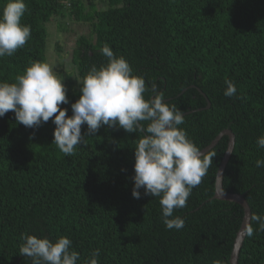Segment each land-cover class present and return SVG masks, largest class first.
<instances>
[{
	"label": "trees",
	"instance_id": "1",
	"mask_svg": "<svg viewBox=\"0 0 264 264\" xmlns=\"http://www.w3.org/2000/svg\"><path fill=\"white\" fill-rule=\"evenodd\" d=\"M24 2L21 23L30 26L31 35L12 56L0 58V81L13 82L30 61H47L52 18L63 33L67 22L80 25L70 62L65 69L60 65L69 102L78 98L77 81L90 66L107 63L100 51L107 44L144 78L145 98L155 85L183 112L178 127L199 149L222 129L232 130L223 189L242 194L251 214L264 215V167L255 164L264 160V148L256 143L264 134V0ZM4 3L0 0V8ZM225 80L236 86L231 98L223 94ZM70 103L60 105L68 115ZM54 127L51 119L25 127L12 111L0 117V264H31L19 253L25 232L53 241L66 236L79 253L77 264H87L96 249L99 264H229L243 209L214 198L226 136L204 153H216L207 174L186 207L174 210L184 227L169 230L159 198L143 189L140 199L131 194L139 134L102 126L67 156L52 143ZM86 129L82 125V134ZM251 226L238 264L264 261V231H256L255 222Z\"/></svg>",
	"mask_w": 264,
	"mask_h": 264
},
{
	"label": "clouds",
	"instance_id": "2",
	"mask_svg": "<svg viewBox=\"0 0 264 264\" xmlns=\"http://www.w3.org/2000/svg\"><path fill=\"white\" fill-rule=\"evenodd\" d=\"M26 11L24 0H5L0 8V58L12 56L30 38V26L21 23ZM100 51L107 63L90 66L77 81L79 96L71 103L53 66L30 61L13 82L0 81V117L12 111L15 121L28 128L51 119L55 125L52 143L67 156L84 143L85 135H96L102 126L139 134L133 149L131 194L140 199L143 189L144 195L159 198L165 227L180 230L184 220L174 216V210L186 207L192 189L201 183L216 153H202L178 127L185 121L184 114L166 101L163 91L153 85L151 97L145 98V80L133 73L126 59L114 55L107 44ZM224 83L223 94L235 96V84L231 80ZM69 103L71 115L60 107ZM82 125L87 126L85 134ZM256 143L264 148V134L257 137ZM255 164L264 167V160L257 159ZM252 222L258 225L256 231H264V215L252 213L244 228L248 236L254 232ZM21 240L19 253L31 258V264H77L80 259L66 236L53 241L25 232ZM99 254V249L93 250L87 264H99Z\"/></svg>",
	"mask_w": 264,
	"mask_h": 264
},
{
	"label": "water",
	"instance_id": "3",
	"mask_svg": "<svg viewBox=\"0 0 264 264\" xmlns=\"http://www.w3.org/2000/svg\"><path fill=\"white\" fill-rule=\"evenodd\" d=\"M210 105L209 100L207 99V106ZM223 136H226L228 141H227V146L224 151V154L221 158V161L218 165V168L216 170V176H215V184H214V198L220 199V200H226V201H231V202H236L238 203L242 209H243V215L241 219L240 226L236 232L232 249L229 255V264H238V257H239V252L240 248L242 246L243 240L246 236V232L244 230L246 222L249 220V217L251 215V210L250 206L245 199V197L237 192H230V191H225L223 189L222 185V178H223V172L224 168L226 166V163L232 153L234 143H235V135L232 132L231 129L229 128H224L222 129L216 136L215 138L205 147L200 149L202 153L207 152L210 148H212ZM264 264V261L262 262Z\"/></svg>",
	"mask_w": 264,
	"mask_h": 264
},
{
	"label": "rangeland",
	"instance_id": "4",
	"mask_svg": "<svg viewBox=\"0 0 264 264\" xmlns=\"http://www.w3.org/2000/svg\"><path fill=\"white\" fill-rule=\"evenodd\" d=\"M57 22L58 20L55 18H52L49 24V32H50V48H49V55L50 57L47 58V61L49 64H51L56 72V74L61 77V66L64 68L66 67V63L68 64L70 62L71 54H72V49L75 44L76 40V35H78L81 32L80 25L76 26H71V23L69 24L67 22V27L66 31L60 32L57 29ZM48 26V23L46 25V28ZM48 39V36H47ZM48 46V42L46 44ZM58 46H60V55H57V50ZM69 68V67H68ZM65 69V68H64Z\"/></svg>",
	"mask_w": 264,
	"mask_h": 264
}]
</instances>
